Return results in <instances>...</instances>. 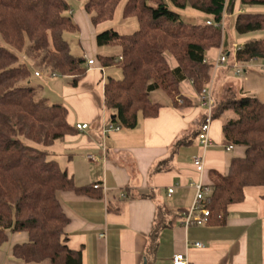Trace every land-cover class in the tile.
Wrapping results in <instances>:
<instances>
[{
    "label": "trees",
    "instance_id": "trees-1",
    "mask_svg": "<svg viewBox=\"0 0 264 264\" xmlns=\"http://www.w3.org/2000/svg\"><path fill=\"white\" fill-rule=\"evenodd\" d=\"M168 1L177 9L190 7L215 23L223 12L232 15L237 4L264 7V0ZM83 8L93 27L112 21L117 10L122 20L137 25L130 33L108 28L95 37L97 47L119 49L117 55H97L94 60L103 69L114 67L121 73L118 79L107 77L103 86L104 104L115 116L110 122L119 130L135 129L139 118L157 117L163 104L151 100L153 93L160 92L174 108L186 110L195 101L183 95V84H190L197 96L212 81L213 67L203 61L222 43L219 28L183 22L165 0H85ZM71 11L66 0H0V247L10 234H24L26 240L11 250L12 257L24 264H82L81 250L67 245L69 218L58 195L103 197L92 185L77 186L49 157L46 148L77 130L68 124L64 105L38 96L27 83L34 69L49 78H69L71 87L85 78L87 59L73 54L76 43L65 37L80 32ZM234 29L240 37L261 33L260 38L245 39L236 60H264V12L236 14ZM228 91L227 99L215 101L213 120L227 113L235 116L223 120L221 144L242 148L244 155L230 160L226 174L214 172L212 193L204 203L209 226L225 225L230 209L243 202L246 189L264 187V101ZM176 98L183 103L177 104ZM202 121L203 116L199 126ZM22 139L44 149L28 146ZM113 210L119 212L118 207ZM166 214L161 211L149 236L152 253L159 231L169 226Z\"/></svg>",
    "mask_w": 264,
    "mask_h": 264
},
{
    "label": "crops",
    "instance_id": "crops-1",
    "mask_svg": "<svg viewBox=\"0 0 264 264\" xmlns=\"http://www.w3.org/2000/svg\"><path fill=\"white\" fill-rule=\"evenodd\" d=\"M243 12H264V7L241 8L237 4L233 14L226 16L229 33L228 39L223 36L222 41L226 53L231 52L234 42L243 44L247 38L261 37V33L242 37L236 34L235 16ZM71 14L81 26L82 16L75 9ZM115 17L116 21L93 27L87 16L89 38L82 33L76 41L86 59L119 54L116 47H97L95 37L99 32L113 28L119 33H130L137 28L135 21L122 20L120 10ZM205 17L200 24L211 20ZM216 56L217 49H212L205 59L214 61ZM231 61L232 58H228V63ZM115 69H103L95 62L76 87L69 85V78L47 77L50 82L60 81L59 101H50L65 106L68 124L72 127L87 124L88 127L65 136L46 148V152L77 186L99 185L101 189H93L103 194L101 199L71 193L58 195L69 218L67 245L81 250L82 264H172L178 254L185 255L189 264H264V187L246 189L243 202L230 209L223 226H183L184 214L195 194L190 184L198 181L194 159L203 156L202 181L209 186L214 182L211 175L226 174L230 160L244 155L242 148L226 150L221 144L222 122L228 114L221 121H212L210 147L203 152L194 137L203 111L193 97L191 85L186 84L182 93L195 100L191 108L178 110L163 99L157 117L139 118L135 129L103 135L102 128L110 123L113 115L104 104L103 86L107 76L121 77ZM214 75L218 80L217 87L213 85V97L218 102L221 90L231 84V77L235 76L229 67L218 68ZM45 76L44 73L39 77L33 75L38 79ZM235 79L239 82L226 89L227 95L230 88L236 97L264 101V72L259 70L258 62L250 63L244 76ZM169 189H173L170 196ZM116 202L124 203L119 212L113 210ZM164 210L169 226L159 231L157 247L152 253L149 236ZM180 210L183 212L179 215ZM25 240L22 233L10 234L7 243L0 247V264H24L12 257L11 250L13 245ZM196 243L202 247H194Z\"/></svg>",
    "mask_w": 264,
    "mask_h": 264
},
{
    "label": "built area",
    "instance_id": "built-area-1",
    "mask_svg": "<svg viewBox=\"0 0 264 264\" xmlns=\"http://www.w3.org/2000/svg\"><path fill=\"white\" fill-rule=\"evenodd\" d=\"M225 19L226 14L223 12L221 21L215 23L211 20H207L205 23L207 25H213L219 28L222 31V41L225 32ZM243 44L234 42L232 44L231 52L226 53L222 49V43L219 48H217V56L214 61H208L204 59V63L211 64L213 71H217L220 67H229L233 75L237 78H242L246 71L248 70L250 63L238 62L235 58L236 52L242 48ZM22 54V53H20ZM19 54V56H20ZM23 58V55L21 56ZM232 58V61L228 63V58ZM118 59H121L120 57ZM258 62V68L261 72H264V60L254 61ZM95 64L94 60L87 59V66L89 69ZM33 75L36 77L42 76L38 71H34ZM55 77L51 75L50 78ZM196 97L198 107L203 111V121L199 126L197 135L195 137L196 143L199 148L205 152L210 147V128L213 121V112L215 108V100L213 97V84L212 81L201 91V93ZM177 104L181 105L183 103L182 99L176 98ZM88 127L87 124H77L75 126L77 131H83ZM119 130L117 126L111 122L102 128V134L107 135L111 131ZM232 147H227L226 150H231ZM91 161L95 159L93 157L88 158ZM193 166L196 174L198 175V181L190 184L194 188L195 194L191 207L184 214L183 226L185 228L192 226H206L208 224L209 212L204 208V203L207 201V198L211 195L212 191L209 186L203 183L202 176L205 171L204 159L200 155L196 157L193 161ZM94 189H101L99 185H94ZM168 196L173 193V189L167 190ZM122 196V195H121ZM104 235H101L103 237ZM194 247L201 248L202 245L199 243L194 244ZM172 264H189L187 258L183 254L175 255L172 259Z\"/></svg>",
    "mask_w": 264,
    "mask_h": 264
},
{
    "label": "rangeland",
    "instance_id": "rangeland-1",
    "mask_svg": "<svg viewBox=\"0 0 264 264\" xmlns=\"http://www.w3.org/2000/svg\"><path fill=\"white\" fill-rule=\"evenodd\" d=\"M70 5H71V9L72 10H76L81 16H82V18H83V20H82V25L81 26H79V28H80V32L78 33V34H75V35H66L65 37L67 38V40L68 41H71L72 39L74 40V42L76 43V41L80 38V36H81V34L82 33H84L85 34V36L86 35H88V38H89V34H90V27H89V24H88V18H87V15H86V13H85V11H84V8H83V6H84V1L85 0H66ZM166 1V3H167V5L169 6V8L172 10V11H174V12H176L179 16H180V19L183 21V22H185V23H187V24H198V23H201V22H203L204 21V19L206 18L205 17V15H203L202 13H200V12H197V11H195V10H193V9H191L190 7H186V8H184V9H177V8H175V7H173L172 5H171V3L168 1V0H165ZM118 11V10H117ZM116 11V12H117ZM116 14V13H115ZM113 21H116V17H115V15H114V18L112 19V21H110V22H113ZM228 33H229V28H228V19H226V22H225V32H224V37H225V39L227 40L228 39ZM223 37V38H224ZM245 40H243V42H244ZM88 42V41H87ZM78 50H80V51H78ZM72 53L73 54H75V55H77V53H82L81 52V48L80 47H78V49H77V46L76 45H72ZM22 56V54H20V57ZM22 58V57H21ZM22 59H24V58H22ZM252 63V62H251ZM254 63V62H253ZM170 65L171 66H174V63H173V61H171L170 62ZM115 69V68H114ZM115 70H118V69H115ZM34 71H38L39 73H43V72H41L40 70H37V69H34ZM119 71V70H118ZM120 72V71H119ZM213 73H214V71H213ZM108 77V76H107ZM107 77L105 78V79H107ZM215 77V75L213 74V77H212V84L214 85V88H216L217 87V80H218V78H214ZM49 79H47V76H45V77H41V78H35V77H33V75L29 78V80L27 81V83L29 84V85H31L32 87H35L36 89H37V95L38 96H41V97H46V98H48L49 99V102L50 103H55V102H51V101H59V96H60V94H61V92H60V89H61V85H60V81L59 82H50V81H48ZM214 82V83H213ZM230 82V81H229ZM228 82V83H229ZM238 82H239V79H235V77H231V84H227V86L226 87H224L222 90H221V92H220V100L221 101H223V100H225V99H227V97H228V95H227V91H226V89L229 87V86H232V84H235V85H237L238 84ZM22 84H25V83H22ZM183 85H186V83L185 84H183ZM189 85V84H188ZM183 88V86L181 87V90H183L182 89ZM192 88V87H191ZM226 91V92H225ZM195 99H196V97H195V95L193 96ZM164 99V96L160 93V92H156V93H153L152 95H151V100L153 101V102H160V101H162ZM51 100V101H50ZM195 101V100H194ZM228 115H226V116H228L229 118H232V117H235L232 113H227ZM220 121H221V119H220ZM120 130H122V129H120ZM115 132V131H114ZM22 141L26 144V145H28V146H33V147H36V148H38V149H40V150H43L44 148L43 147H41V146H36V145H34L33 143H31V142H29V141H27V140H25V139H22ZM46 150V149H45ZM211 178H212V180L213 181H215L216 179H215V177H213L212 175H211ZM121 196V195H120ZM124 205V203H122V202H116L115 204H114V206H116V207H121V206H123Z\"/></svg>",
    "mask_w": 264,
    "mask_h": 264
},
{
    "label": "water",
    "instance_id": "water-1",
    "mask_svg": "<svg viewBox=\"0 0 264 264\" xmlns=\"http://www.w3.org/2000/svg\"><path fill=\"white\" fill-rule=\"evenodd\" d=\"M111 119H115V116H112Z\"/></svg>",
    "mask_w": 264,
    "mask_h": 264
}]
</instances>
